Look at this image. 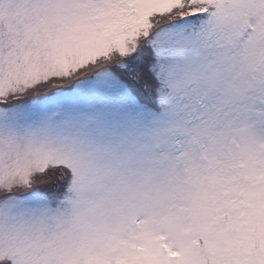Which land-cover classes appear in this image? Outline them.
<instances>
[{"label":"snow or ice","instance_id":"obj_1","mask_svg":"<svg viewBox=\"0 0 264 264\" xmlns=\"http://www.w3.org/2000/svg\"><path fill=\"white\" fill-rule=\"evenodd\" d=\"M0 264H264V0H0Z\"/></svg>","mask_w":264,"mask_h":264}]
</instances>
